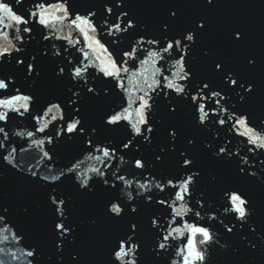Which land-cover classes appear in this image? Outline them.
<instances>
[{"label":"snow or ice","instance_id":"snow-or-ice-1","mask_svg":"<svg viewBox=\"0 0 264 264\" xmlns=\"http://www.w3.org/2000/svg\"><path fill=\"white\" fill-rule=\"evenodd\" d=\"M13 2L23 8L24 0ZM13 2L0 0V264H44L45 257L12 219L4 169L30 185L44 182L43 203L22 204L21 218L39 216L43 229L50 210L47 264H148L145 216L153 264H169L170 249V264H214L217 251L226 264H255L247 257L264 264V218L244 188L220 187V209L229 215L209 223L217 221L210 200L226 171L264 193V50L250 53L238 25L227 29L223 47L213 43L209 13L219 0H85L83 7L32 0L26 12ZM141 7L158 14L145 22ZM21 79L31 91H22ZM93 107L103 110L97 122ZM14 117L35 122L34 130L11 134L26 145L6 130ZM237 137L243 148L234 151ZM61 153L83 159L73 156L57 172ZM126 156L130 175L143 182L122 173ZM66 181L79 197H107L102 214L87 219L109 240L101 259H89L91 240L70 218L76 200L56 191Z\"/></svg>","mask_w":264,"mask_h":264},{"label":"water","instance_id":"water-1","mask_svg":"<svg viewBox=\"0 0 264 264\" xmlns=\"http://www.w3.org/2000/svg\"><path fill=\"white\" fill-rule=\"evenodd\" d=\"M9 2H13V0H9ZM71 2L75 3L77 7H83L85 0H71ZM139 2L143 3L144 0H139ZM32 0H24L23 8L21 9L19 5H15L13 2L14 10H20L21 12H26L31 7ZM198 9H190L189 11H196ZM138 14L145 22H151L154 17L158 14V10L155 8H146L141 7L136 9ZM209 15L212 17L214 21V31L212 36V41L217 46L223 47L226 42V31L230 26H242L245 28L249 34V39L246 43V48L250 53L259 55L262 50H264V0H219L218 6L211 10ZM39 39V36L36 37ZM59 44V41H54ZM126 45V42H125ZM71 50V49H70ZM20 83L23 85L22 91L32 90L31 82H26L21 79ZM115 102H119V98H113ZM39 110V106H37V111ZM190 111V109H189ZM103 114V110L98 107H93L90 110L89 116L93 122H97L99 117ZM35 122L31 121L27 118H13L10 125L6 127V130L9 131L10 138L17 145L25 144L26 141L23 138L12 136V132L15 131H23V130H34L33 124ZM231 134H229L230 136ZM2 138V137H0ZM241 138L237 137L233 142V150L236 148H243L238 142ZM6 147L8 142H5ZM5 151V150H0ZM6 154V151H5ZM120 153H118L119 155ZM73 156H76L78 159H83V155L79 153L67 154L61 153V155L54 158L55 160V171H59V169L67 166H71V163L75 162L73 160ZM19 159V155L17 157ZM130 160L129 156L125 157V164L121 165L122 173L127 175L129 179H137L143 182L144 178L140 176L133 177L130 175L128 171V161ZM34 162V161H33ZM47 163V162H46ZM117 161H113L114 166ZM261 165L259 163L256 164V168L259 169ZM234 168V165H233ZM5 175V183H4V198L5 203H11L14 208V216L12 217L13 221L17 223L20 227L21 231H25L29 236V243L40 242L41 245L45 248V257L44 264H47V254L50 251V233H51V219L52 214L50 210H45V218L46 225L43 229H40L42 221L39 216L33 218L30 222L28 220H23L21 218V205L24 203H32L33 206L37 204H42L44 199V191L45 186L44 182H41V187H37L35 185H30L26 181L19 180L16 176H14L7 169H4ZM40 174H47V170L45 167L41 166ZM111 171V170H110ZM226 184L217 187L212 192V200H210V204L213 208L219 209L216 213L217 221L212 222L209 221L210 224H218L219 219H224L226 215L223 213V210L220 209V204L223 203V199L220 196V187L223 186H238L244 188L249 194L253 195L254 198L257 199V219L264 218V193L261 192L260 188L255 184H250L246 182H241L235 178L234 175L231 174L230 171H226ZM59 183V182H57ZM203 182L201 187H203ZM135 186L133 189V194L135 195ZM51 191L50 188L47 189ZM56 191L61 193L64 196L70 195L76 200L75 207L73 209V214L71 219L75 220L78 224L81 225L82 232L88 236L91 240L90 243V254L89 259H101L106 254L107 247L109 245V240L106 236H97L94 234L93 230L87 224V219L89 216H100L103 212V205L107 197L105 198H88V197H79L76 194V190L71 182L66 181L63 185H60L56 188ZM156 191V189H153ZM115 193H113L114 195ZM122 195V193H121ZM157 195H164L157 193ZM199 195V192L196 193ZM123 198V195H122ZM158 215H162L159 209H155ZM203 215V213H202ZM207 219V217H205ZM203 222V221H201ZM143 223L145 225V230L142 233L145 248H144V258L148 262V264H153V258L150 254V245L152 244V236L151 233L147 230V217L143 218ZM225 223H228L225 220ZM222 227V226H221ZM40 229V230H39ZM219 230V229H216ZM118 231V227H113L111 229L112 233ZM220 242L224 243L227 237H224L223 232L220 233ZM198 237L196 238V240ZM202 240V237H201ZM230 243H238L236 240L229 241ZM172 243L178 245L181 243L180 240L173 241ZM0 247H6L5 245H0ZM171 256L169 257V264L171 259H175L174 249L169 250ZM249 260H254L255 264H260L259 257H247ZM214 264H226V257L222 254L221 251H217V253L213 257Z\"/></svg>","mask_w":264,"mask_h":264}]
</instances>
